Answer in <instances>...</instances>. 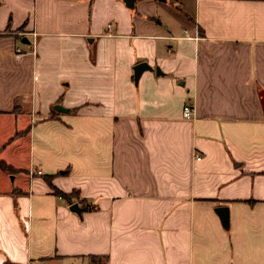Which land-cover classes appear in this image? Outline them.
Instances as JSON below:
<instances>
[{
  "label": "crops",
  "instance_id": "crops-1",
  "mask_svg": "<svg viewBox=\"0 0 264 264\" xmlns=\"http://www.w3.org/2000/svg\"><path fill=\"white\" fill-rule=\"evenodd\" d=\"M0 159V264H264V0H0Z\"/></svg>",
  "mask_w": 264,
  "mask_h": 264
},
{
  "label": "water",
  "instance_id": "water-1",
  "mask_svg": "<svg viewBox=\"0 0 264 264\" xmlns=\"http://www.w3.org/2000/svg\"><path fill=\"white\" fill-rule=\"evenodd\" d=\"M125 1L128 6L132 7L134 5L135 0H125ZM23 40L26 41L27 39L24 38ZM145 69H154V67L150 65L149 63H147L146 61L139 62L134 66V80L136 84L139 82L140 75ZM155 69L157 70V73L161 71L159 66H156ZM55 108L58 110H67V108L63 107L61 104H56ZM70 208L71 210L76 211L77 213H81L83 210V207L80 206L78 202L72 203ZM218 211L221 214L224 224L228 225L229 221H228V215H227V208L218 207Z\"/></svg>",
  "mask_w": 264,
  "mask_h": 264
},
{
  "label": "built area",
  "instance_id": "built-area-1",
  "mask_svg": "<svg viewBox=\"0 0 264 264\" xmlns=\"http://www.w3.org/2000/svg\"><path fill=\"white\" fill-rule=\"evenodd\" d=\"M33 52H36V49L34 48ZM24 51L21 47H17L16 48V57L17 58H20L22 55H24ZM182 113H183V116L184 117H187V118H192L194 117L195 115V107L193 104L191 103H186L184 106H183V110H182Z\"/></svg>",
  "mask_w": 264,
  "mask_h": 264
},
{
  "label": "trees",
  "instance_id": "trees-1",
  "mask_svg": "<svg viewBox=\"0 0 264 264\" xmlns=\"http://www.w3.org/2000/svg\"><path fill=\"white\" fill-rule=\"evenodd\" d=\"M0 165L2 167H8V165L1 159H0ZM55 192H57L58 194L63 195V196H69V194H67V193H65V192H63V191H61V190H59L57 188H55Z\"/></svg>",
  "mask_w": 264,
  "mask_h": 264
},
{
  "label": "rangeland",
  "instance_id": "rangeland-1",
  "mask_svg": "<svg viewBox=\"0 0 264 264\" xmlns=\"http://www.w3.org/2000/svg\"><path fill=\"white\" fill-rule=\"evenodd\" d=\"M23 45H25V43H22ZM54 107H55V105H54ZM7 170L8 169H10V167L8 166V167H5ZM12 171V170H11ZM13 172V171H12ZM14 173V172H13ZM14 174H10V177L12 178V176H13Z\"/></svg>",
  "mask_w": 264,
  "mask_h": 264
}]
</instances>
